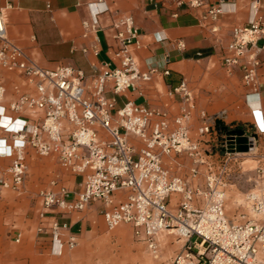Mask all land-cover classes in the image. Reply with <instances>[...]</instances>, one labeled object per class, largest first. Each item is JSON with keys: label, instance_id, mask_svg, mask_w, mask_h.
<instances>
[{"label": "built area", "instance_id": "2783aa9c", "mask_svg": "<svg viewBox=\"0 0 264 264\" xmlns=\"http://www.w3.org/2000/svg\"><path fill=\"white\" fill-rule=\"evenodd\" d=\"M177 3L205 7L206 16L215 20L223 13L221 4L207 0ZM88 6L90 17L81 26L90 44L82 51L97 57L100 17L109 6L102 0ZM113 26L117 65H95L97 73L89 82L83 69L70 64L40 66L10 39L0 9V70L18 72L35 85L34 92L6 102V87L0 81V125L13 137L11 144H0L3 155L12 158L7 168L10 181L0 177V184L15 189L23 185L27 149L32 148L39 155L55 157L69 174L79 177L78 191L52 179L38 192L52 215V234L58 237L60 231H69L71 247L77 244V235L64 216L99 203L108 229L127 223L134 236L155 251L158 234L175 231L184 243L172 264H264V164L258 168L256 190L248 195L259 217L231 220L225 211L224 187L231 164L243 153L236 150V138L218 118L205 112L196 134L192 133L195 95L184 79L172 89L181 99L176 115L132 100L118 106V96L136 89L140 82L151 81L159 67L150 65L143 71L136 61L131 48L140 45V32L132 16L118 15ZM262 38L264 15H254L246 25L232 28V39L221 57L228 72H242L243 85L253 94H257V71L262 64ZM163 73L168 75L170 70ZM31 112L38 116L21 117ZM3 117L9 122L3 123ZM254 117L255 130L248 136L250 150L264 135V127ZM182 153L192 159L188 176L176 174L166 163L168 157ZM201 175L204 183L194 184ZM173 195L175 204H171Z\"/></svg>", "mask_w": 264, "mask_h": 264}, {"label": "crops", "instance_id": "0c3cea01", "mask_svg": "<svg viewBox=\"0 0 264 264\" xmlns=\"http://www.w3.org/2000/svg\"><path fill=\"white\" fill-rule=\"evenodd\" d=\"M97 1L0 0V9L4 11L10 39L26 49L40 66L54 68L61 63L70 64L83 69L89 82L97 73L95 65L98 67L103 62L117 65L114 21L118 15H130L140 32V45L131 48L136 61L143 71L156 65L159 72L153 74L151 81L140 82L136 89L118 96V106L132 100L176 115L181 99L172 89L184 79L195 95L193 134L201 124L203 112L211 117L224 111L218 118L223 127L229 131L243 129L246 136L255 130V114L258 124L264 127V49L259 52L262 64L257 71V94L243 85L239 69L231 72L227 79L221 62L232 39V28L246 25L254 15H264V0H207L209 4L222 6L223 13L216 20L206 16L205 7L177 3L190 0H102L109 11L100 17V52L95 57L82 51L90 44V39L82 36L81 21L90 17L89 3ZM259 45L264 47V38ZM164 69H169L170 74H164ZM0 81L6 87V102L35 91L34 83L18 72L1 69ZM232 84L241 86L233 98L225 93ZM6 114L20 117L9 111ZM37 116L38 113L32 112L21 115ZM2 122L8 123L9 119L3 117ZM12 141V134L0 125V144L8 145ZM3 152L0 148V177L10 181L7 168L12 158ZM61 167L55 157L42 156L28 148L27 176L23 185L15 189L0 184V258L4 256L9 264H74L77 244L69 245L70 232L67 230L54 237L49 228L52 215L38 195L52 179L68 182L71 190L78 191L79 177ZM175 200L173 195L171 204H175ZM99 213L100 204L94 203L87 217L75 218L73 213L63 220L70 222L71 232L78 236L91 218L101 217ZM18 219L27 225L22 240L24 249L20 254L11 249L22 239V233H18L22 229L15 227Z\"/></svg>", "mask_w": 264, "mask_h": 264}, {"label": "rangeland", "instance_id": "374dc122", "mask_svg": "<svg viewBox=\"0 0 264 264\" xmlns=\"http://www.w3.org/2000/svg\"><path fill=\"white\" fill-rule=\"evenodd\" d=\"M223 69L226 78L230 79V72L224 67ZM239 87L241 88L238 84L235 86L232 84L225 93L233 98V95L238 94ZM224 113L221 111L210 118H219ZM166 161L176 174L188 176L192 159L187 153L168 157ZM263 164L264 136H261L251 150L241 153L237 162L230 166V172L226 178L227 185L224 189L225 211L231 220L245 221L259 217L252 210L248 195L256 190L258 168ZM201 170L204 171V167H201ZM66 179L70 178L66 176ZM204 179L205 177L201 175L194 179V184L201 185ZM66 185L68 186L69 183L66 182ZM89 209L75 213V218L87 217ZM99 215H101L99 219L91 218L89 224L78 234L77 246L74 248V264H172L176 253L183 248L184 241L180 240L173 230H163L158 234V247L155 251L134 236L131 225L121 223L110 230L102 214L99 213ZM15 227L22 229V232H18L22 233V239L21 242H15L11 249L20 254L24 249L22 240L26 236L27 225L18 219ZM0 264H9V261L3 256L0 258Z\"/></svg>", "mask_w": 264, "mask_h": 264}, {"label": "water", "instance_id": "95a60500", "mask_svg": "<svg viewBox=\"0 0 264 264\" xmlns=\"http://www.w3.org/2000/svg\"><path fill=\"white\" fill-rule=\"evenodd\" d=\"M230 135H236V141H237V151L245 152L249 150V138L245 135V132L243 129L231 131Z\"/></svg>", "mask_w": 264, "mask_h": 264}]
</instances>
